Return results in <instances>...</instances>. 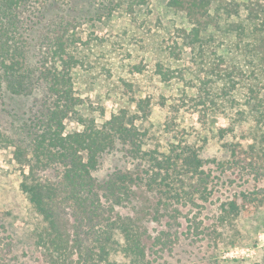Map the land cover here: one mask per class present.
<instances>
[{"label":"rangeland","instance_id":"obj_1","mask_svg":"<svg viewBox=\"0 0 264 264\" xmlns=\"http://www.w3.org/2000/svg\"><path fill=\"white\" fill-rule=\"evenodd\" d=\"M222 2L239 4L241 11L210 25L209 36L202 37L209 46L203 63L182 45V30L191 25L168 0H31L38 10L34 31L56 14L80 22L71 31L80 39L77 55L84 61L73 71L74 90L97 108L95 117L99 107L106 120L119 109L132 115L149 156L139 169L129 148L118 144L102 159L100 180L119 171L133 179L125 184L120 205H105L98 231L112 232L107 253L100 258L102 244L93 241L94 258L87 261L72 241L65 250L37 244L45 225L20 190L27 169L15 161L13 147H0V264H264V206L242 207L243 194L264 195L258 193L264 191V74L240 49L247 36L229 27L246 25L245 6L258 3ZM222 2L214 1L210 11L214 14ZM258 2L264 7V0ZM259 27L254 29L258 40L264 33ZM194 86L206 87L214 99L205 116L193 104ZM32 99L6 95L0 122L7 125L11 114L25 113ZM138 102H143L140 111ZM66 124L68 131L78 128L73 121ZM229 128L224 136L219 131ZM185 144L202 160L198 173L207 181L200 193H192L193 175L179 163L166 174L163 165L148 162ZM59 168L55 164L42 173L53 176ZM234 201L239 210L230 208ZM67 219L71 231L70 213Z\"/></svg>","mask_w":264,"mask_h":264},{"label":"trees","instance_id":"obj_2","mask_svg":"<svg viewBox=\"0 0 264 264\" xmlns=\"http://www.w3.org/2000/svg\"><path fill=\"white\" fill-rule=\"evenodd\" d=\"M214 1L222 2L168 0V6L184 12L191 25L189 30H182V45L192 54L196 52L203 63L209 46H204L202 37L209 36L210 25L219 24L230 14L239 16L241 11L239 4L222 2L213 14L210 6ZM258 1V4L245 6L246 25H242V21L241 24L231 23L229 27H236V31L247 36L249 40L240 49L264 74V33L259 40L254 35L258 25L264 31V17H261L264 7ZM37 17V7H32L31 0H0V109L3 110L6 95L33 98L25 113L11 114L7 125L0 122V147H13L15 161L27 169L22 170L20 190L45 225L37 244L47 251L52 248L65 250L72 241L79 256L92 261L93 241L102 244L99 250L100 258H103L107 253L105 243L112 237V232L106 230L105 237L99 239L104 235L100 234L98 226L105 213V205L111 208L120 205L125 184L133 179L131 173L119 171L100 180L96 173L102 159L116 150L118 144L129 148V156L139 162V169L142 160L149 155L143 150L144 134L134 124L132 115L119 109L106 120L104 108L99 107L100 116L95 117L93 112L97 108L74 90L73 71L84 61L77 55L80 39L71 31L80 22L73 17L56 14L34 31L31 23ZM226 31L229 33L232 29ZM206 66L207 63L205 69ZM195 88H198V94L193 104L195 109H202L197 113L205 116L207 106L215 105L214 99L210 100L211 92L206 87ZM142 103H137L138 111L143 109ZM68 120L75 122L78 128L68 131ZM219 131L224 136L232 129ZM229 147L232 155L239 157L232 144ZM148 162L159 168L163 165L166 174L179 163L186 173L193 175L189 184L192 193L205 189L207 180L198 173L202 160L198 152L188 145L180 150L173 149L171 155L163 160L152 157ZM55 164L60 165V171L56 170L53 176H44L42 172ZM254 194L242 195V207L249 204L255 209L264 206V195ZM230 208L240 209L235 201ZM69 213L73 219L71 231L67 228Z\"/></svg>","mask_w":264,"mask_h":264}]
</instances>
